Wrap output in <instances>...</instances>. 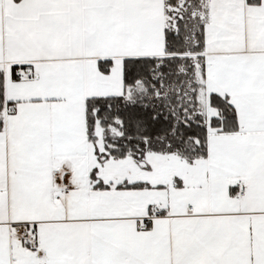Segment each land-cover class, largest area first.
I'll return each instance as SVG.
<instances>
[{
	"label": "snow or ice",
	"instance_id": "1",
	"mask_svg": "<svg viewBox=\"0 0 264 264\" xmlns=\"http://www.w3.org/2000/svg\"><path fill=\"white\" fill-rule=\"evenodd\" d=\"M0 264H264V0H0Z\"/></svg>",
	"mask_w": 264,
	"mask_h": 264
}]
</instances>
